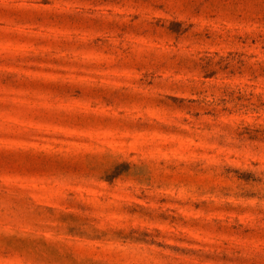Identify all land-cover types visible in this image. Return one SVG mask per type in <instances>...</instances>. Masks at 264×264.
<instances>
[{
	"label": "rangeland",
	"instance_id": "rangeland-1",
	"mask_svg": "<svg viewBox=\"0 0 264 264\" xmlns=\"http://www.w3.org/2000/svg\"><path fill=\"white\" fill-rule=\"evenodd\" d=\"M0 264H264V0H0Z\"/></svg>",
	"mask_w": 264,
	"mask_h": 264
}]
</instances>
